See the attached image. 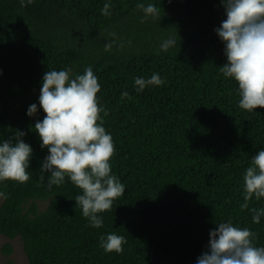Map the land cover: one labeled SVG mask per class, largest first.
Segmentation results:
<instances>
[{"label": "trees", "instance_id": "obj_1", "mask_svg": "<svg viewBox=\"0 0 264 264\" xmlns=\"http://www.w3.org/2000/svg\"><path fill=\"white\" fill-rule=\"evenodd\" d=\"M105 2L0 0V141L21 130L33 149L30 179L0 182V235L20 238L29 264H196L210 230L228 219L264 246V217L255 224L240 207L245 170L264 148V108L240 109L235 81L220 72V0H111L107 16ZM138 3L159 15L145 19ZM170 36L175 46L162 51ZM88 66L115 146L112 172L126 187L98 229L81 215L80 189L67 178L52 188L40 181L48 153L34 124L45 113L26 114L45 72L71 68L75 76ZM153 73L164 85L137 93L134 79ZM113 232L127 241L121 253L99 247Z\"/></svg>", "mask_w": 264, "mask_h": 264}, {"label": "clouds", "instance_id": "obj_2", "mask_svg": "<svg viewBox=\"0 0 264 264\" xmlns=\"http://www.w3.org/2000/svg\"><path fill=\"white\" fill-rule=\"evenodd\" d=\"M19 2L23 7L32 0ZM220 3L226 17L214 29L226 57L220 72L225 79L235 81L239 108L253 112L258 107L264 108V0H220ZM136 7L143 11L145 19L159 15L152 3H138ZM110 8L111 0H107L101 14L110 15ZM175 44V38L170 36L160 48L166 52ZM164 83L159 73H153L148 78L136 77L133 86L137 93H142ZM100 89L92 66L75 76L71 68L48 70L42 77L38 104H31L26 113L29 117L36 116L40 109L45 113L34 124L40 147L48 153L41 162L40 181L52 188L62 185L67 178L79 188L76 206L88 226L97 229L104 223L101 214L111 210L114 201L126 191L112 172L115 146L111 133L103 126L101 113L107 115V112L99 104ZM121 97L127 98L129 93L124 91ZM25 135L16 130L10 139L0 141V182L24 183L30 179L33 149L22 139ZM4 195L0 192V197ZM253 199L264 200V148L251 157L245 170L244 203L240 205L242 210L251 212L252 222L259 224L264 217V206L249 208ZM255 235L249 228L234 225L231 219L216 223L196 264H264V246L254 244ZM126 243L124 236L113 232L101 237L99 247L105 253H121Z\"/></svg>", "mask_w": 264, "mask_h": 264}, {"label": "rangeland", "instance_id": "obj_3", "mask_svg": "<svg viewBox=\"0 0 264 264\" xmlns=\"http://www.w3.org/2000/svg\"><path fill=\"white\" fill-rule=\"evenodd\" d=\"M45 206L46 204L41 203L42 209H44ZM6 244H11L13 247V252L8 256L3 252V248ZM0 264H29L20 238L11 240L0 235Z\"/></svg>", "mask_w": 264, "mask_h": 264}]
</instances>
